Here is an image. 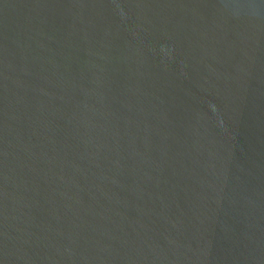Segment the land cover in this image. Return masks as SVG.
I'll list each match as a JSON object with an SVG mask.
<instances>
[{"label": "water", "instance_id": "95a60500", "mask_svg": "<svg viewBox=\"0 0 264 264\" xmlns=\"http://www.w3.org/2000/svg\"><path fill=\"white\" fill-rule=\"evenodd\" d=\"M0 264H264V0H0Z\"/></svg>", "mask_w": 264, "mask_h": 264}]
</instances>
